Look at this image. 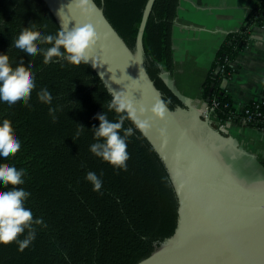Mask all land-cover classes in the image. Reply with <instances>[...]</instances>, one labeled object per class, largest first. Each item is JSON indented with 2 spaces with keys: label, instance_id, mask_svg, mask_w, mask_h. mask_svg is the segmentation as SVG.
I'll list each match as a JSON object with an SVG mask.
<instances>
[{
  "label": "trees",
  "instance_id": "trees-1",
  "mask_svg": "<svg viewBox=\"0 0 264 264\" xmlns=\"http://www.w3.org/2000/svg\"><path fill=\"white\" fill-rule=\"evenodd\" d=\"M94 1L134 49L147 0ZM178 4L179 0H155L143 33L145 69L171 110L183 106L162 75L174 71L172 29ZM263 19L264 0H255L239 29L225 36L201 93L206 101L213 84L206 103L220 122L260 131H264V104L252 102L237 112L221 82L231 75L229 63L248 42L252 26ZM31 28L45 35H55L59 29L41 0H0V54L8 56L10 70L16 63L25 69L31 65L36 84L29 106L0 107V122L8 123L21 141L20 150L0 167L25 170V183L17 187L30 192L25 206L47 227L35 225V240L23 251L15 242L0 244V264H136L175 231L178 203L167 172L130 120L124 122L125 128L134 130L128 138L126 170L114 169L89 151L96 142L91 129L99 126L94 117L105 112L110 120L118 118L108 107L113 98L87 64L58 58L45 64L42 54L27 60L16 53L12 44L21 31ZM42 88L51 93V104L37 98ZM50 107L56 109L55 120ZM77 124L85 128L78 138ZM259 163L264 171V160ZM89 171L102 179L99 191L85 179Z\"/></svg>",
  "mask_w": 264,
  "mask_h": 264
},
{
  "label": "water",
  "instance_id": "water-1",
  "mask_svg": "<svg viewBox=\"0 0 264 264\" xmlns=\"http://www.w3.org/2000/svg\"><path fill=\"white\" fill-rule=\"evenodd\" d=\"M41 1L59 28L61 8L69 29L85 22L94 26L99 39L87 65L112 98L121 91L146 109L163 99L144 66L143 33L155 0L145 3L134 49L94 0L87 17L67 7L71 0ZM181 101L182 107H168L164 119L150 112L140 117L151 118V127L138 131L164 166L178 208L174 233L136 264H264V176L244 167V160L256 158L237 145L225 126L215 127L189 100Z\"/></svg>",
  "mask_w": 264,
  "mask_h": 264
},
{
  "label": "clouds",
  "instance_id": "clouds-1",
  "mask_svg": "<svg viewBox=\"0 0 264 264\" xmlns=\"http://www.w3.org/2000/svg\"><path fill=\"white\" fill-rule=\"evenodd\" d=\"M69 5L75 7L80 15L85 17L90 16L94 11L92 0H71L67 7ZM62 9L58 11L62 27L55 35L37 33L35 28L21 31L12 44L13 50L22 54L27 60L42 54L45 64L53 62V58L64 59L73 65L89 64L91 61L89 53L98 42V34L94 26L88 22L75 24L69 29L63 24ZM40 44H48L50 47H38L37 45ZM16 64L15 70H10L8 56L0 54V107H4L5 110L12 109L18 104L29 106L28 101L36 87L35 73L31 65L25 69L21 63ZM116 93L108 107L109 110L119 114L118 118L110 120L105 112L98 113L94 117L99 121V126H93L91 129L96 142L89 146V151L103 162L112 165L114 169L126 170V162L130 158L127 151L128 138L134 134V130L124 127L125 120H130L135 129L145 131L151 127V118L140 117L150 112L154 117L164 119L169 102L157 98L150 109H146L142 105L137 106L134 100L123 92ZM37 98L45 104L52 102V95L47 88L40 89ZM55 111L56 109L49 108V115L53 120H55ZM77 125L78 138L85 128ZM20 148L21 141L13 135L9 124L0 122V162L15 156ZM25 175V170L17 169L15 165L0 167V188L12 186L9 190L0 191V244L15 242L19 251H23L35 240V225L47 227L43 218H34L32 210L25 206L31 194L23 187H17L25 183ZM85 179L92 184L93 191L102 188L103 181L95 172L89 171ZM25 232L24 238L20 239L21 234Z\"/></svg>",
  "mask_w": 264,
  "mask_h": 264
},
{
  "label": "crops",
  "instance_id": "crops-1",
  "mask_svg": "<svg viewBox=\"0 0 264 264\" xmlns=\"http://www.w3.org/2000/svg\"><path fill=\"white\" fill-rule=\"evenodd\" d=\"M254 3L255 0H179L172 29L174 71L162 75L181 100L200 105L203 83L216 52L225 36L239 29ZM229 65L232 73L223 79L221 87L236 111L241 112L249 103L264 97V19L252 26L248 42ZM225 127L241 149L258 162L264 160V131L233 123Z\"/></svg>",
  "mask_w": 264,
  "mask_h": 264
},
{
  "label": "built area",
  "instance_id": "built-area-1",
  "mask_svg": "<svg viewBox=\"0 0 264 264\" xmlns=\"http://www.w3.org/2000/svg\"><path fill=\"white\" fill-rule=\"evenodd\" d=\"M263 96H264V90H263ZM258 103H262V104H264V97L262 98V100L258 101ZM191 105H193L198 111H200V113L202 114L203 117L209 119V120L213 123V125H214L215 127L226 126V124L229 125V123H231V122H229V121L224 122V123L220 122V121H219V120H218V119L212 114L211 109L208 107L206 101H204V100L201 101L200 105H198V106L195 105V104H191Z\"/></svg>",
  "mask_w": 264,
  "mask_h": 264
},
{
  "label": "rangeland",
  "instance_id": "rangeland-1",
  "mask_svg": "<svg viewBox=\"0 0 264 264\" xmlns=\"http://www.w3.org/2000/svg\"><path fill=\"white\" fill-rule=\"evenodd\" d=\"M244 162L246 163L244 167L248 170V173H252L254 176H259L261 174L264 176V171L260 168V163L256 161V159L248 158L246 161L244 160Z\"/></svg>",
  "mask_w": 264,
  "mask_h": 264
}]
</instances>
